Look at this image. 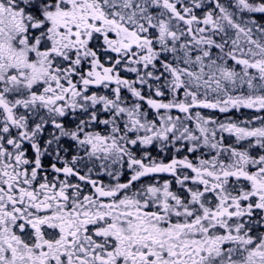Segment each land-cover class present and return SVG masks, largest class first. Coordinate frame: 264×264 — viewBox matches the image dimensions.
I'll return each mask as SVG.
<instances>
[{"label": "snow or ice", "instance_id": "obj_1", "mask_svg": "<svg viewBox=\"0 0 264 264\" xmlns=\"http://www.w3.org/2000/svg\"><path fill=\"white\" fill-rule=\"evenodd\" d=\"M0 264H264V0H0Z\"/></svg>", "mask_w": 264, "mask_h": 264}]
</instances>
